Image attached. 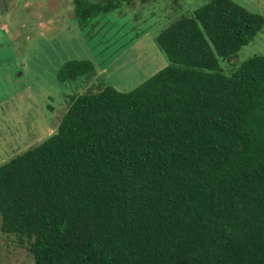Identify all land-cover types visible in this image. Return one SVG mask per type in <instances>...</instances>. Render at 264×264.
Returning a JSON list of instances; mask_svg holds the SVG:
<instances>
[{"label":"trees","instance_id":"trees-1","mask_svg":"<svg viewBox=\"0 0 264 264\" xmlns=\"http://www.w3.org/2000/svg\"><path fill=\"white\" fill-rule=\"evenodd\" d=\"M132 0H74L82 27ZM264 27L211 0L155 38L169 64L74 95L58 130L0 165L1 229L32 264H264ZM71 59L62 82L95 74Z\"/></svg>","mask_w":264,"mask_h":264},{"label":"rangeland","instance_id":"rangeland-1","mask_svg":"<svg viewBox=\"0 0 264 264\" xmlns=\"http://www.w3.org/2000/svg\"><path fill=\"white\" fill-rule=\"evenodd\" d=\"M210 1H125L82 27L74 0H0V165L55 133L74 95L101 84L130 91L167 66L156 36ZM235 1L264 16V0ZM256 54H264V27L220 64L231 75ZM71 59H91L96 73L60 81ZM33 262L14 233L2 232L0 213V264Z\"/></svg>","mask_w":264,"mask_h":264}]
</instances>
